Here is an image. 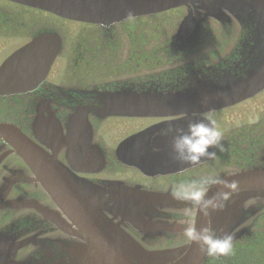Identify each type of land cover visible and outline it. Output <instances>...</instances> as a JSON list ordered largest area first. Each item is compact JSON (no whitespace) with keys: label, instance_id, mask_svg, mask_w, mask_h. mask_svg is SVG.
<instances>
[{"label":"flooded vegetation","instance_id":"flooded-vegetation-1","mask_svg":"<svg viewBox=\"0 0 264 264\" xmlns=\"http://www.w3.org/2000/svg\"><path fill=\"white\" fill-rule=\"evenodd\" d=\"M2 4L50 16L59 25L45 23L34 27L31 22L27 27L16 22L15 10L5 9ZM142 20L143 17H135L107 24L74 21L0 0V38L20 41L3 57L4 48H0V63L37 33L54 31L60 38L59 51L36 87L0 94V123H11L26 136L31 150L43 157L48 170L67 192L66 202H57L55 195L39 182L33 168L0 138V239L14 242L31 239L14 253L13 261L82 264L70 257L81 255L89 238L105 239L114 232L131 235L147 249L183 247L190 242L183 236L178 221L188 205L174 201L172 190L202 175H225L261 165L257 156L264 144L262 123L223 134L225 150H216V159H202L189 165L174 158L171 137L161 131L169 123L186 130L189 121L205 114L221 130V112L226 109H210L198 100L186 112L181 107L142 112L147 91L159 96L198 94L199 90L193 88L195 79L209 75L212 67L221 74V62L232 54L233 58L224 65L234 67L242 54L243 44L236 40L239 25L232 21L222 25L221 21L210 19L205 22L200 39L182 41L171 39L177 25L168 37L162 38L159 27L152 28L148 37ZM246 133H251L252 138L241 136ZM231 145L237 147L240 155L250 145L258 160L252 166L241 159L224 165L223 161L236 154ZM140 159L154 160L138 162L139 165L129 163ZM120 187L152 193L161 200L157 207L162 211L152 218L153 226L137 229L129 220L114 218L104 209L99 212L89 209L111 206L104 201L97 205L93 200L113 197ZM255 205L247 203L245 211L253 215L244 222L235 216L228 228V234L237 236L233 241L234 253L246 239L245 228L249 227L254 236L255 221L262 211L255 210ZM67 207L79 208L84 216L71 217L64 210ZM37 208L47 210L48 217ZM215 213L221 215V211ZM218 221L206 226L210 224L221 235V216ZM217 262H221V256L205 254L203 264Z\"/></svg>","mask_w":264,"mask_h":264},{"label":"water","instance_id":"water-1","mask_svg":"<svg viewBox=\"0 0 264 264\" xmlns=\"http://www.w3.org/2000/svg\"><path fill=\"white\" fill-rule=\"evenodd\" d=\"M23 5L42 9L64 18L107 23L135 17L140 15H152L171 8L187 6L188 14L182 21L178 33V38L196 39L201 23L210 17L229 21V15L233 16L242 28L247 29V41L251 43L249 52L245 53L244 58L239 62L235 69H227L221 72V77L210 76L195 80L194 90L200 93H177L163 97L155 95L146 97V110H155L163 101L162 107L175 105V108H183L184 112L192 105H196L198 100L209 99L210 103L206 106L227 107L254 96L264 89V0H11ZM227 13L229 15H227ZM191 39V38H190ZM59 38L54 33H43L36 36L30 43L19 48L12 53L0 65V92L1 91H20L35 86L47 72L54 55L51 51H56L57 46L47 47L48 42H56ZM246 48H249L246 46ZM50 51V52H49ZM213 70V69H212ZM237 72V73H236ZM246 73V77L241 74ZM218 81L221 84H218ZM191 86L189 87V89ZM9 95V94H6ZM182 110V109H181ZM16 129L11 125H0V137L8 139L15 135ZM17 152L35 170L37 178L43 186L51 188L54 199L63 202L61 197L66 193L57 180L49 185L45 176L48 175L46 162L37 153L35 159L29 155L27 145L21 142L15 146ZM154 159L129 160V163L139 165L138 162H149ZM35 161V162H34ZM34 165V166H33ZM38 173V174H37ZM229 180H236L239 184V191L234 193L220 214L211 213L203 221L205 225L218 224L221 216V235L229 230L236 215L243 222L246 218L243 205L249 199H264V166L243 170L226 176ZM113 197L107 199L98 198V204L102 201L108 202L111 206L103 208L113 211L115 216L121 217L123 221L129 220L137 229L143 223V227L153 226L151 219L158 214L157 205L161 200L153 195L127 189H118ZM218 190L210 191L209 195ZM40 209V208H37ZM100 208H92L99 210ZM74 210L78 208H68L72 216ZM40 211L47 216L49 212L45 209ZM82 215V214H80ZM201 216V215H200ZM147 217L146 221L142 218ZM141 218V219H140ZM202 223V224H203ZM92 247L83 250V254L78 257H70L80 260L84 264H200L205 252L197 244L187 251L175 253L172 249L147 250L142 247L131 236L114 232L108 238H102ZM28 241L23 240L16 243L0 239V264H44L42 260L31 262H14L11 260L14 253L24 247ZM8 250V253L6 252ZM199 251L201 254L196 255ZM195 252V253H194ZM85 253V254H84Z\"/></svg>","mask_w":264,"mask_h":264},{"label":"clouds","instance_id":"clouds-1","mask_svg":"<svg viewBox=\"0 0 264 264\" xmlns=\"http://www.w3.org/2000/svg\"><path fill=\"white\" fill-rule=\"evenodd\" d=\"M162 135L171 137V149L176 160L189 165H196L202 159H216L217 151L223 152V132L216 126L210 115L189 121L187 129L177 128L174 124L161 131ZM209 149H213L209 151ZM230 175V174H229ZM213 187L220 190L209 195ZM239 191L236 180H229L225 175L207 174L192 178L176 186L171 195L187 203L188 207L178 221L182 234L189 241L198 244L206 255L228 256L233 253V236L225 233L217 235L211 225L197 227L198 215L210 216L222 211L230 197Z\"/></svg>","mask_w":264,"mask_h":264},{"label":"rangeland","instance_id":"rangeland-1","mask_svg":"<svg viewBox=\"0 0 264 264\" xmlns=\"http://www.w3.org/2000/svg\"><path fill=\"white\" fill-rule=\"evenodd\" d=\"M2 6L5 9L10 8L15 10L16 22H18L19 24H24L27 27L28 25H30L31 22H34L32 24L34 25V27L36 25H42L45 23L50 25H59L58 20L54 21L52 18H50V16L46 18L44 14L32 13L30 11L25 12L21 8L16 9L12 6H5L4 4H2ZM185 12L186 10L184 7H176L165 11L164 13L141 16L143 17L142 21L146 28L148 37H150V35L152 34V28L154 27H159L161 29L160 33L162 35V38L164 36L168 37L169 34L173 32L174 28L179 23L180 19L185 14ZM230 19L235 22V20L231 17ZM235 24L238 25L237 23ZM206 25L207 24H205L204 26ZM19 42L20 41L18 39H16V41H9L8 39L1 37L0 48H4L1 57L5 56L8 52H10L13 47H15V44H18ZM258 123L264 124V92L258 97L240 103L237 106L235 105L234 107H229V109L226 108L223 113L221 112V131L224 135L229 134L235 131L236 129L249 127L253 124ZM231 151H233V153H236L235 156L240 155V151H237V147L234 145H231ZM259 201H264V199H259ZM259 223L260 224L258 231L259 233H261L262 231H264V218ZM204 262L205 260H203L201 264H203Z\"/></svg>","mask_w":264,"mask_h":264},{"label":"trees","instance_id":"trees-1","mask_svg":"<svg viewBox=\"0 0 264 264\" xmlns=\"http://www.w3.org/2000/svg\"><path fill=\"white\" fill-rule=\"evenodd\" d=\"M264 232V231H262ZM254 233V236L246 237L241 246L234 253L221 258L217 264H264V233Z\"/></svg>","mask_w":264,"mask_h":264}]
</instances>
